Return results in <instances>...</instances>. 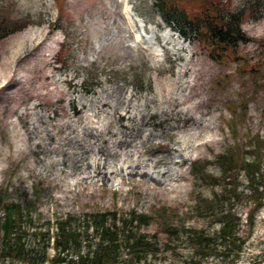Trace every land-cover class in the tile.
<instances>
[{"label":"rangeland","instance_id":"rangeland-1","mask_svg":"<svg viewBox=\"0 0 264 264\" xmlns=\"http://www.w3.org/2000/svg\"><path fill=\"white\" fill-rule=\"evenodd\" d=\"M62 1L59 12L56 0H0V223L7 205H20L21 227L11 235V241L23 243L30 253V259L14 256L7 249L8 239L0 228V264H83L78 253L86 254L97 245L102 232L99 227L114 230L119 226L124 238L127 231L123 232V220L133 212L150 216L151 224L140 232L157 242L158 252L137 259L123 247L118 264H195L198 243L192 237L193 230H204L215 238L214 250L202 258V264H264V196L250 220L256 203L246 174L241 172L238 176L239 197L224 198L226 190L217 158L227 149H234L252 160V138L259 134L264 137V0H223L222 7L245 11L242 27L251 40L240 43L236 54H229L222 61L215 60L208 47L189 30H185L187 39L176 25H172L174 30L167 27L153 0L129 3L133 4V21L142 36L155 34L160 47H164L160 54L136 42L122 13V0ZM180 3L194 11L200 0ZM23 22L30 24L20 28ZM167 33L175 41L163 46ZM235 56L259 64L257 79L245 73L248 65L239 71ZM183 68H197V73L182 80L197 82L206 89L200 98L193 94L189 103L202 99L198 106L206 109L203 117L209 124L203 131H191L187 125L184 131L154 138L145 155L141 154L149 159L167 157L177 161L182 158L175 151L179 144L194 145L185 152V163L180 167L186 177L178 183H167V196L158 179L139 174L129 177L109 172L105 178L87 181L82 170L77 169L72 176L68 162L61 164L60 154L43 150L41 139L29 137L33 122L46 127L40 118L53 122L80 119L81 129L94 109L95 126L109 121L120 131L118 116L123 118L124 126L129 121L125 105L115 111L119 96L114 98L115 92L123 89L121 103L129 95V101L144 105L156 96L157 90L171 86ZM243 100L246 115L236 118L239 123L232 133L235 117L228 107ZM147 111L149 124H156L159 116L150 107ZM151 129V125L146 126V133ZM44 141L49 143L46 137ZM68 147L64 145V149ZM88 154L91 157L94 152ZM261 158L264 171V143ZM43 162L52 170L43 169ZM123 162L119 154L113 166ZM204 174L216 176L211 180L214 184L208 183ZM175 185H179L178 191L174 190ZM259 185L264 186V179ZM233 188L234 184L227 190ZM217 197L224 198L223 207L231 208L238 217L234 235L243 241L231 250L233 244L219 237L222 207L212 215H202L198 209L200 203ZM103 212L111 213L105 224L99 225L95 218ZM113 212L117 220L111 215ZM169 221L181 229L178 235L168 236L163 222ZM62 222L80 233L79 246L72 241L65 251L58 248ZM59 252L64 259L54 262Z\"/></svg>","mask_w":264,"mask_h":264},{"label":"trees","instance_id":"trees-1","mask_svg":"<svg viewBox=\"0 0 264 264\" xmlns=\"http://www.w3.org/2000/svg\"><path fill=\"white\" fill-rule=\"evenodd\" d=\"M154 4L160 14L161 18L167 23V25L173 27L176 25L178 30L185 38L187 33L185 30H189L195 35L199 42L208 47L210 55L217 61H222L224 58H228L229 54H236L235 48L242 42L251 40L250 36L243 29V21L245 11L243 9L232 10L229 6L222 7L223 0H200L199 6L194 11H188L182 6L180 0H153ZM59 12L63 9V1L56 0ZM0 19V30L3 28ZM30 22H23L20 28L26 27ZM54 25V23H53ZM174 28V27H173ZM189 39V37L187 38ZM236 58V56H235ZM239 64V71L243 66L248 65L249 73L254 76V80L257 79L259 72V64L257 62H247L246 59L236 58ZM229 112L233 119V124L230 127L232 133H235V129L238 126L237 117L246 115V100L237 103V105L229 106ZM264 143V137L256 135L252 138L253 159L247 160V158L239 153L237 150H226L223 154L217 156L218 162L222 170V184L226 190L224 198H231L232 196L239 197L238 188V176L239 173L244 172L247 176L251 189L254 192L255 207L251 210L249 217L252 220L254 210L260 205L262 196H264V186L260 188L259 182L264 179V171L262 167L261 151ZM204 179L214 184L211 180L216 176L203 175ZM232 190H227L228 186H233ZM224 198L217 197L216 200L207 203H200L198 209L201 210V214H211L217 209H220L221 216L218 220L221 223V230L219 237L225 242L230 241L233 245L229 247V250L234 246H241V240L234 235L235 223L238 217L234 214L230 208L226 210L223 207ZM205 212V213H203ZM111 212H103L96 215L97 224H105L109 218ZM163 215L167 214V210L164 209ZM115 220L118 219L116 213L111 214ZM165 217V216H164ZM151 218L148 214L133 212L129 219H124L123 224L127 231L124 238L120 236V227L111 230L110 228H101L100 240L95 247H90L86 254L78 253V257L81 258L82 263L86 264L93 261L94 264H118L121 258V250L123 247L127 248L137 259L147 258L150 255H156L158 252L157 242L150 240L146 234L140 232L142 227L149 226L151 224ZM21 222V207L18 204L7 205L5 210V216L0 223V228L3 231L5 237H7V244L9 251L14 256H21L24 259H30V253L25 248V245L21 242H12L11 235L20 228ZM165 225L168 236L178 235L181 229L175 226L171 221L163 222ZM62 231V240H59L57 245L60 250H67L69 244L74 241L79 244L80 233L75 230H71L66 222H62L60 225ZM126 230V231H125ZM44 237L45 235L42 234ZM20 238V234L18 235ZM193 239L198 243L197 256L194 260L195 264H202V258L211 253L214 250V237L205 234L204 230H193ZM50 242V240H48ZM79 246V245H78ZM60 252L53 258L54 262L63 261ZM227 254V253H226ZM238 255V253L236 254ZM43 258V257H42ZM36 258H34L35 260Z\"/></svg>","mask_w":264,"mask_h":264},{"label":"bare ground","instance_id":"bare-ground-1","mask_svg":"<svg viewBox=\"0 0 264 264\" xmlns=\"http://www.w3.org/2000/svg\"><path fill=\"white\" fill-rule=\"evenodd\" d=\"M132 11L133 4L129 3V0H122V13L128 19L131 31L135 33L136 42L151 49L154 53L160 54L164 47H160V44L154 38L155 34L149 38L142 36L134 24ZM167 27L173 29L169 25ZM165 39L162 43L163 46L175 41L170 33L166 34ZM180 43L177 41V44ZM196 70L197 68L181 69L177 79H175L176 81L171 86L165 88V90L162 88L157 90L156 96L144 105L129 101V95L124 96L122 103L119 102L123 92V89L119 88L114 94V98L119 95L114 108L117 111L119 105L121 107L125 105L129 121L124 126L123 118L121 115L118 116L116 121L121 128L120 131L116 130L109 121L95 126L94 120L97 114H95L94 109V113L88 117V121L81 129L78 128L80 119L68 118L64 121L53 122L49 118L44 120L39 117L47 125L46 127H39L33 122V130L29 126V137L36 136L41 139L39 144L43 150L60 154L62 156L61 164L68 162V172L72 176L77 174V169L82 170L83 178L87 181L90 178L99 176L105 178L109 172L125 174L129 177L139 174L140 176L150 177V180L158 179L162 193L167 196L170 194L168 187H165L167 183L169 184L170 181L178 183L186 177L185 173L180 171V167L185 163V158H183L185 152L194 148V145L190 142L179 144L175 151L180 153L182 158L177 161H170L167 157L149 159L140 156L141 154L145 155L147 145L154 138H162L168 134H174L176 131H184L187 125L190 126L191 131L195 132L208 128L209 123L203 117L206 109H200L198 106L202 99L198 100L199 102L191 101L189 103L193 94H197L196 97L200 98L207 93L206 89L199 87L197 82L192 84L189 81L182 80V77L197 73ZM106 101L108 102L107 99ZM91 105L95 107L94 103H91ZM149 107L159 116L156 124H149L150 113L147 111ZM142 111H147V113H142ZM137 114H140L141 118L135 119ZM50 125L53 128H50ZM148 125H151L152 129L149 133H146V126ZM156 130H159V132L156 133ZM44 137L49 139V143L44 141ZM67 144L69 147L64 149V145ZM159 148H162L161 145ZM90 152H94L91 157L88 154ZM98 154H101V156L98 157ZM119 154L123 156L124 162L122 165L116 163L113 166L114 160ZM64 155L67 157H64ZM42 168L52 170L51 166L44 162ZM152 170L158 178L151 173ZM179 189V185H175L174 190L178 191Z\"/></svg>","mask_w":264,"mask_h":264}]
</instances>
